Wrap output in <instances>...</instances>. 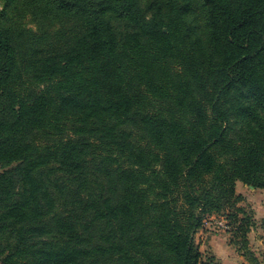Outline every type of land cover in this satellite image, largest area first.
I'll return each mask as SVG.
<instances>
[{"label": "trees", "instance_id": "obj_1", "mask_svg": "<svg viewBox=\"0 0 264 264\" xmlns=\"http://www.w3.org/2000/svg\"><path fill=\"white\" fill-rule=\"evenodd\" d=\"M20 2L21 59L0 11V264H212L205 219L264 190V0Z\"/></svg>", "mask_w": 264, "mask_h": 264}, {"label": "rangeland", "instance_id": "obj_2", "mask_svg": "<svg viewBox=\"0 0 264 264\" xmlns=\"http://www.w3.org/2000/svg\"><path fill=\"white\" fill-rule=\"evenodd\" d=\"M152 0H142L145 8ZM0 11H4L13 23L12 42L20 59L24 56L27 42L18 38L16 30H35L30 18L21 7L20 0H0ZM149 17V12H146ZM123 25L120 24L118 28ZM17 165L5 170L15 169ZM60 174L50 176L51 180ZM235 193L241 199L236 207L243 213L236 214V221L229 219L231 210L205 219L203 227L195 235L194 241L205 262L212 264H264V190L236 183ZM223 223L226 229L219 228L217 223ZM229 225V226H228ZM245 225L247 231L242 236L238 228ZM228 227V228H227ZM232 232H230V230Z\"/></svg>", "mask_w": 264, "mask_h": 264}, {"label": "built area", "instance_id": "obj_3", "mask_svg": "<svg viewBox=\"0 0 264 264\" xmlns=\"http://www.w3.org/2000/svg\"><path fill=\"white\" fill-rule=\"evenodd\" d=\"M217 226H218L219 228L226 229V226H225L223 223H221V222L217 223Z\"/></svg>", "mask_w": 264, "mask_h": 264}]
</instances>
